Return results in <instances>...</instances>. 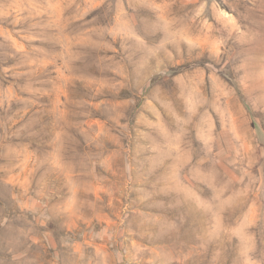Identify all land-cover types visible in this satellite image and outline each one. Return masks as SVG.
<instances>
[{
  "label": "rangeland",
  "instance_id": "rangeland-1",
  "mask_svg": "<svg viewBox=\"0 0 264 264\" xmlns=\"http://www.w3.org/2000/svg\"><path fill=\"white\" fill-rule=\"evenodd\" d=\"M0 264H264V0H0Z\"/></svg>",
  "mask_w": 264,
  "mask_h": 264
}]
</instances>
